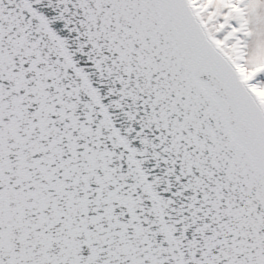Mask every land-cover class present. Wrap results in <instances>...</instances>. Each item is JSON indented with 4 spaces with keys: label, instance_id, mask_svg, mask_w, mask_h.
I'll use <instances>...</instances> for the list:
<instances>
[{
    "label": "snow or ice",
    "instance_id": "1",
    "mask_svg": "<svg viewBox=\"0 0 264 264\" xmlns=\"http://www.w3.org/2000/svg\"><path fill=\"white\" fill-rule=\"evenodd\" d=\"M0 264H264V0H0Z\"/></svg>",
    "mask_w": 264,
    "mask_h": 264
}]
</instances>
